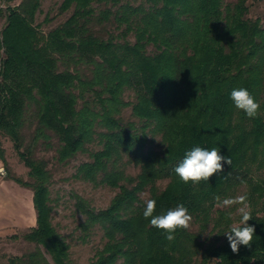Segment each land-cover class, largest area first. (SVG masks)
<instances>
[{
    "label": "trees",
    "instance_id": "obj_1",
    "mask_svg": "<svg viewBox=\"0 0 264 264\" xmlns=\"http://www.w3.org/2000/svg\"><path fill=\"white\" fill-rule=\"evenodd\" d=\"M1 1L0 136L29 169V180L13 179L33 190L36 211L23 235L35 249L8 264H75L53 224L49 162L37 155L53 137L60 163L99 144L75 177L119 190L103 209L75 195L85 235L99 226L105 237L88 264H264V179L255 177L264 170V18L249 15L250 0H64L60 12L72 13L49 32L35 24L43 0ZM95 23H113L118 33L104 38ZM239 86L259 100L257 116L234 107L230 91ZM127 90L134 102L125 100ZM128 107L136 121H124ZM150 137H160L161 149ZM197 144L218 146L232 162L185 184L174 167ZM0 159L7 163L1 140ZM242 185L255 236L233 251L224 234L233 209L218 206ZM146 190L157 211L183 202L202 232L212 226L214 240L188 227L169 241L142 215Z\"/></svg>",
    "mask_w": 264,
    "mask_h": 264
},
{
    "label": "rangeland",
    "instance_id": "obj_2",
    "mask_svg": "<svg viewBox=\"0 0 264 264\" xmlns=\"http://www.w3.org/2000/svg\"><path fill=\"white\" fill-rule=\"evenodd\" d=\"M64 0H43L41 10L36 17V25L44 32H49L53 28L63 23L72 13V10L61 13L60 6ZM234 2L235 0H226ZM21 0H14L11 5H18ZM139 3V0L136 2ZM250 16H260L264 18V0H250ZM5 4L0 0V7L5 8ZM97 9H103L102 5L96 4ZM5 25V18L0 17V42L1 31ZM93 30L100 36L107 38L110 33H118L113 23L93 25ZM130 40L134 36L130 35ZM4 55L0 46V58ZM126 101L134 102L135 94L131 90L124 93ZM124 121H136L132 115V107L125 108L122 112ZM34 131V126L25 129L26 143H29ZM2 147L5 151L7 163L0 159V169H4L5 175L0 174V264H8V258L13 255H22L35 249V245L23 239V235L36 225V211L33 206V190L17 183L13 178L19 177L29 180L27 166L19 159L10 138L0 136ZM51 148L46 149L44 145L39 146L37 155L44 157L49 162V168L52 171V181L50 184L52 206H53V224L58 231L66 238L70 245L71 258L75 264H88L96 255L97 251L105 244L104 232L101 227H94L87 235L81 229L80 225L85 221V216L76 210L75 195H80L86 199L89 204L96 209L106 208L118 189L106 185H95V183L75 177L78 166L86 161H90V153L101 148L99 144L88 145V150L80 152L67 163H60L57 160V149L59 142L56 137L50 141ZM150 145L156 149H161L160 137H150ZM127 174L137 175L139 168L133 165H124ZM257 179H264V170L256 172ZM168 181L158 183L159 190L166 187ZM248 186L239 187L230 198L231 201L225 204L224 201L218 206L221 209H230L233 211L235 223L240 218L241 207L250 211V206L240 202L241 198L247 193ZM150 191L146 190L142 199L147 201L150 198ZM264 214V213H263ZM190 229L200 232L203 239L212 242L214 235L210 233L212 226L206 231L200 230V225L191 220ZM16 236V238L14 237ZM51 264H54L51 262ZM118 264H123L120 261Z\"/></svg>",
    "mask_w": 264,
    "mask_h": 264
},
{
    "label": "clouds",
    "instance_id": "obj_3",
    "mask_svg": "<svg viewBox=\"0 0 264 264\" xmlns=\"http://www.w3.org/2000/svg\"><path fill=\"white\" fill-rule=\"evenodd\" d=\"M230 99L234 107L242 110L247 116L255 117L259 114L260 102L247 87H233L230 91ZM225 162L231 164L232 157L221 154L218 146L209 148L197 144L185 151L182 159L175 165L174 172L185 184H196L208 180L212 174L221 171ZM224 203L229 204L231 201L225 200ZM239 211V220L228 225L224 231L233 251H238L241 245L250 246L255 236V226L248 223L252 218L251 213L245 207H241ZM142 215L152 226L161 230L169 241L175 238L178 230L188 228L192 220V214L183 202L157 211L155 198L145 202Z\"/></svg>",
    "mask_w": 264,
    "mask_h": 264
},
{
    "label": "built area",
    "instance_id": "obj_4",
    "mask_svg": "<svg viewBox=\"0 0 264 264\" xmlns=\"http://www.w3.org/2000/svg\"><path fill=\"white\" fill-rule=\"evenodd\" d=\"M0 174L5 175L4 169H0Z\"/></svg>",
    "mask_w": 264,
    "mask_h": 264
},
{
    "label": "crops",
    "instance_id": "obj_5",
    "mask_svg": "<svg viewBox=\"0 0 264 264\" xmlns=\"http://www.w3.org/2000/svg\"><path fill=\"white\" fill-rule=\"evenodd\" d=\"M34 206V205H33ZM34 227V226H33Z\"/></svg>",
    "mask_w": 264,
    "mask_h": 264
}]
</instances>
